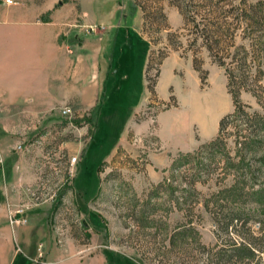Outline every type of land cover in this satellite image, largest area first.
<instances>
[{"label": "rangeland", "instance_id": "rangeland-1", "mask_svg": "<svg viewBox=\"0 0 264 264\" xmlns=\"http://www.w3.org/2000/svg\"><path fill=\"white\" fill-rule=\"evenodd\" d=\"M9 1H0V67L6 68L0 78V132L8 135L0 149L25 156L24 168L14 170H23L29 180L17 188L7 221L15 209L28 212L56 202L48 210V230L60 244L71 243L68 251L84 262L101 252L114 264H214L244 244L253 247V258L217 264H264V129L252 132L245 121L254 113L264 117V74L253 81L264 66L251 60L250 39L226 14L264 0H92L97 17L92 29L77 0ZM209 3L222 13L210 14ZM56 13L63 20L55 38L60 61L66 62L60 68L47 50L48 23ZM215 21L232 32L228 44L221 38L218 50L235 56L243 47L250 53L244 63L247 80L238 86L246 117L233 114L226 70L214 63L200 38L199 30ZM18 27L30 38L18 39L25 68L16 80L24 88L34 86L33 105L31 96L14 102L11 48ZM97 45L99 91L91 108L77 91L95 74L89 59ZM239 58V53L236 60L224 57L227 71L238 73ZM227 114L232 115L220 139L229 163L241 158L237 142L253 133L258 143L245 152L241 167L246 168L240 171L245 173L241 202L251 218L244 225L232 220L223 230L224 212L218 209L221 191L235 183L232 166L216 152L222 160L212 164L206 153L174 148L209 140L203 127L211 139ZM174 118L177 123L168 128ZM17 143L23 149L15 150ZM179 152L192 157L175 163Z\"/></svg>", "mask_w": 264, "mask_h": 264}, {"label": "crops", "instance_id": "crops-1", "mask_svg": "<svg viewBox=\"0 0 264 264\" xmlns=\"http://www.w3.org/2000/svg\"><path fill=\"white\" fill-rule=\"evenodd\" d=\"M77 1L80 5L82 14L87 19L88 28L92 29V26L97 27V17L91 13L92 0ZM62 21L60 13L50 16V22L48 24L52 28L47 31L49 36V39L47 40V50L51 52V54H54L53 59H55V65L58 68L66 65L65 60L62 63L60 61L61 48L60 46L57 47L55 39L60 36V26L62 25ZM28 33L29 31L27 29L21 27L14 28V47L11 48L12 50L14 49V102L23 101L26 97L31 96L29 99L33 105L32 101L36 98L33 97L34 86L24 88V84L16 80L20 70L25 68L24 60L21 59L24 53L22 49L23 45L22 47L19 45L18 39L21 37H27L29 40L30 37H28ZM15 40L17 44H15ZM97 40L100 41V38ZM1 51L0 47V52ZM30 51H28V53H30ZM99 53L100 48L97 45L96 48L91 51L89 59L91 71L96 70L95 74H91L89 85H86L84 88L77 91V96L83 100L89 101V106H91V108L96 106L98 98ZM1 54L2 53H0V55ZM76 61L78 69H80V67L82 68V59L80 58L79 61L76 59ZM3 70H6V68L3 69L0 67V78L2 77ZM58 87L60 93V86ZM47 89L48 88H46V90ZM49 90L50 89H48V92ZM63 96L65 98V95ZM181 119L183 123L186 120V117ZM173 122L177 123V118L169 120L168 128L171 127ZM205 130L206 128L203 127V130L201 131L205 136V140L206 138L210 139V137H208L210 131ZM7 136L8 135L0 132V147L6 142L5 139ZM199 143L200 142H197L196 145H192L189 148L177 147L174 149L175 151H190L195 149ZM170 147L173 148L172 146ZM167 150L170 149L168 148ZM0 151L3 154L2 167L0 168V264H114V258L110 260L107 255L101 252L90 256L88 260L84 262L82 257L79 256V253L77 254L70 250L68 251V245L71 243H68L67 245L66 242L64 244L58 242V238L53 235V232L48 230V223L51 219V213L49 212L50 214H48V210H53L56 202L54 205H49L48 207L39 206L28 212H24L23 215L27 219L25 225L17 226L15 228L9 225L6 219L7 207L10 204H14V199L17 197L16 192H18L17 188L27 183L29 177L23 170L20 172L14 170L15 165L18 167L20 166L21 169L24 168L22 162L25 156L23 154L14 155V150L9 151L4 148H1ZM69 190H72V188Z\"/></svg>", "mask_w": 264, "mask_h": 264}, {"label": "trees", "instance_id": "trees-1", "mask_svg": "<svg viewBox=\"0 0 264 264\" xmlns=\"http://www.w3.org/2000/svg\"><path fill=\"white\" fill-rule=\"evenodd\" d=\"M207 6H209L210 14L215 15V13H218L221 11V8L217 7L214 4L209 3ZM232 10V8H230ZM230 9L226 11L227 16L234 17L237 25L241 28L242 36L244 38L250 39L248 48L249 52L252 55L251 60L256 61L258 67L264 66V3L261 1H257L254 5H250L247 7L236 9L235 15H232L230 12ZM180 13L182 15H185L181 10ZM187 13V12H186ZM222 13V11H221ZM224 13V12H223ZM224 17V16H223ZM222 18V16H221ZM216 20V18H213ZM192 20V19H191ZM212 20V19H211ZM192 22V21H191ZM195 30L198 31L197 25H194ZM224 24L218 25V23L215 21L212 22L210 25L203 26L202 29L199 30L200 38L204 41L205 48L210 54V57L214 61V63L221 68H224L227 73V82L226 87L227 91L230 95L232 106H233V114H240L242 116L246 117V114L243 110L240 109L239 106V99H238V93L240 88L238 86L239 83L243 84L247 80V74L246 69L244 66L245 58L248 57V54H250L248 51L244 50L243 47H237L236 53L240 55V58L238 60V64H236L237 67L235 69H238V73L232 74L231 72L227 71L226 64L223 62L224 57H230V59H235L237 54L234 56L230 55L229 53H222L220 50H218L221 38L227 39L229 43L232 32L230 33L229 29L228 32L225 33L224 30ZM260 38L262 40H260ZM223 43V41H222ZM160 64V61H159ZM147 68H145L146 70ZM256 75L253 77V81L258 80L262 77L264 74V70L257 69ZM154 83H149L148 87L151 89V86ZM247 90V89H246ZM97 104V103H96ZM232 114H227L221 117L218 120L217 124V130L216 134L209 140L204 141L195 148L194 153L198 154H204L206 153L207 159L212 164H217L218 159L216 158L217 154H220V157L223 156L226 163H229V157L227 153L223 149V142L220 139V134L224 128V125L227 121V119ZM246 123H248V126H252V132H257V130L264 129V117L258 116L257 114H253L252 117H247L245 119ZM253 134V133H252ZM250 134L249 138L242 142H237V146H239L238 151L242 154L241 158L238 156V160L235 163H229V166H232L233 170V176H234V184H232L229 188L224 189L221 191V196L223 198V203L219 205L218 211L223 213L221 217L225 221V224L223 225V230L226 229L227 223L231 222L232 220H239L242 225L246 223V221L251 218V213L244 210L241 199L244 195L243 192V174L240 173L241 169H245L246 167H241L244 159V154H249V150L253 149L258 143V141L255 140L254 134ZM216 152V155L215 153ZM225 154V155H224ZM192 157L190 152H179L177 157L174 159L175 163L183 162L184 160L189 159ZM247 166V165H246ZM247 172H250L249 170ZM251 175V174H250ZM249 180H255L254 175H251V178L249 177ZM263 190V189H262ZM226 207L225 209L222 207ZM182 233H180L181 235ZM182 236V235H181ZM248 240V239H247ZM250 243L254 245L253 241H250ZM254 256V250L251 245H239L236 247H233L229 253L219 255V257L213 262L214 264H217L223 260L225 263L226 261H229V259L234 258L237 261H244V260H250ZM225 257V258H223Z\"/></svg>", "mask_w": 264, "mask_h": 264}, {"label": "built area", "instance_id": "built-area-1", "mask_svg": "<svg viewBox=\"0 0 264 264\" xmlns=\"http://www.w3.org/2000/svg\"><path fill=\"white\" fill-rule=\"evenodd\" d=\"M5 4L10 3L9 0H0ZM63 114H68L69 113V109L67 107H65L64 109H62ZM15 150H21L23 149L22 143H17L15 146ZM72 161L74 160V158L71 159ZM2 163V158L0 156V165ZM24 214V210L23 209H15L13 210V213H10V215L8 216V223L9 225L13 226L15 224H23L26 222V217L23 215Z\"/></svg>", "mask_w": 264, "mask_h": 264}]
</instances>
